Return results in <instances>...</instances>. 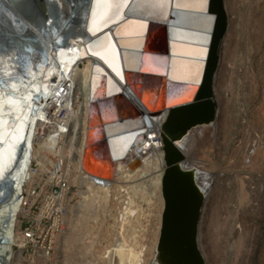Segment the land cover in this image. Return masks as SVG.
Here are the masks:
<instances>
[{
    "label": "bare ground",
    "instance_id": "6f19581e",
    "mask_svg": "<svg viewBox=\"0 0 264 264\" xmlns=\"http://www.w3.org/2000/svg\"><path fill=\"white\" fill-rule=\"evenodd\" d=\"M45 5L57 9L62 18L57 26L47 16L51 26L47 35L30 23L40 40L31 50L34 53L22 65L12 52L0 53V194L12 187L8 199L3 195L0 200V264H21L20 251L12 247L18 244L17 215L32 177L31 161L43 148L49 154L59 153L70 166L72 180L84 186L78 191L81 199L72 207L70 222L76 257L91 258L108 216L114 220L115 237L107 264H143L140 240L147 229L137 219L139 202L146 200L153 209L155 240L163 207L166 110L155 112L161 109L164 87L155 104L150 93L158 91L161 83L173 88L188 83V92L174 102L193 99L214 23L205 13L208 0H45ZM71 19L74 25L69 30L64 24ZM7 31L14 33L12 28ZM64 36L66 41L60 44ZM137 69L141 72L136 73ZM215 100L213 122L192 128L175 142L187 163L201 170L197 181L209 192L213 174L203 172L193 137L195 131L215 126L220 111ZM72 167L80 173L75 176ZM247 184L252 193L253 182L247 180ZM117 190L114 200L121 204L113 214L108 206ZM245 233L244 227L236 225L228 264H235V248ZM153 241L147 264H156L157 241Z\"/></svg>",
    "mask_w": 264,
    "mask_h": 264
},
{
    "label": "rangeland",
    "instance_id": "374dc122",
    "mask_svg": "<svg viewBox=\"0 0 264 264\" xmlns=\"http://www.w3.org/2000/svg\"><path fill=\"white\" fill-rule=\"evenodd\" d=\"M224 5L227 29L221 42L218 69L216 79H214L220 111L217 115L218 118L216 117L215 126L195 131L193 137L196 159L204 164V169L211 174L215 173L213 177L217 181L213 180L210 186V192L201 214L200 247L206 264H228L227 251L230 241L235 238L236 225L241 226L246 230V238H239L233 261L235 264H264V196L257 206H244L245 201H242L236 203L238 204L237 208L232 207L235 203L234 190L237 191L236 187L239 184L227 185L223 182L225 175L218 172L220 167L228 164L226 160H228L231 151L236 152L240 146L238 141L242 134L238 132L237 128V124L240 122L238 123L236 120V98L245 103L249 113V122L251 125L253 124V129L261 137L257 145L258 152L254 154L252 161L255 170L264 172V0H224ZM80 66L82 67L83 64ZM216 128L221 137L218 143L220 148L218 153L214 148ZM225 152L228 154H224ZM72 169L76 176L73 167ZM226 176L231 180L230 176ZM243 180L245 181L244 193H248L247 180L252 181V178L250 175L247 177L242 175V182ZM75 181L73 180L71 194L72 205L81 199L80 196L75 198L78 193L75 189ZM221 182H223L222 185H220ZM260 186L262 185L259 184ZM260 192H263L262 187ZM113 194L115 195H113L112 205L108 206L112 213L116 206L119 207L121 204L119 200H114L119 195L118 190ZM249 194L252 198L253 192ZM147 203L146 200L139 202L141 215L137 217L147 229L140 240L143 264H147L152 256L149 247H152V241L155 240L153 236L157 233L155 232L157 228L155 229L153 209ZM72 211L71 208L66 218L65 234L57 241L50 260H37L33 264H107L110 243L115 237L114 220L106 217L107 222H104L101 227V235L93 255L90 259L85 260L84 258L82 261L76 257L73 237H70ZM156 241L157 238L153 242ZM13 250L15 251V247ZM21 264L28 263L21 259Z\"/></svg>",
    "mask_w": 264,
    "mask_h": 264
},
{
    "label": "water",
    "instance_id": "95a60500",
    "mask_svg": "<svg viewBox=\"0 0 264 264\" xmlns=\"http://www.w3.org/2000/svg\"><path fill=\"white\" fill-rule=\"evenodd\" d=\"M73 5L75 7V3ZM205 13L214 18V23L209 32V37H211L208 42L209 55L205 62L201 83L194 93L193 99L174 102V100L184 97L188 92L190 86L188 83H177L174 88L168 82L167 86H162L161 83V85L158 84V91L152 90L154 93H150L153 95L155 104L158 93L164 87V99L159 104L161 109L154 112L158 114L166 110V119L162 126L164 173L161 181V195L163 207L155 246L154 263L156 264H206L200 247L199 228L209 188L204 183L197 181L201 170L193 164H185L184 157L175 144L192 128L210 125L215 116L217 103L213 90V79L219 62L221 42L227 29L224 0H208ZM47 16H50L51 22L57 26L62 18L57 9L46 7L45 0H0V53L12 52L14 60L22 65L34 53L31 51L33 46L40 41L33 32L30 23L35 24L39 33L47 35L50 33L51 27H48ZM73 16H75V9ZM175 24L176 27L181 26L188 29L186 25ZM73 25V19L64 24L69 30ZM11 28L13 34L7 31ZM12 37H14V41H10ZM65 41L66 36L63 37L60 44ZM38 53H42V51ZM137 70L136 73L141 72ZM160 76L163 79V75ZM145 77L148 78V75ZM148 90L151 91V89ZM125 99L128 102L132 101L129 97ZM9 171L10 169L6 173L8 174ZM7 174H4L1 180H4ZM11 188L9 185L5 193L0 194V200L4 196L8 199L12 193ZM168 215L171 218L170 221H166ZM168 222L172 231L171 235H174L172 237L164 235L163 229ZM181 231H185L186 235L180 238L177 234ZM2 241L5 242L6 239H2Z\"/></svg>",
    "mask_w": 264,
    "mask_h": 264
},
{
    "label": "built area",
    "instance_id": "2783aa9c",
    "mask_svg": "<svg viewBox=\"0 0 264 264\" xmlns=\"http://www.w3.org/2000/svg\"><path fill=\"white\" fill-rule=\"evenodd\" d=\"M214 95L217 96L215 88ZM225 95L227 96V92ZM236 99V120L238 123L240 122L237 124V128L238 132L242 134L238 141L240 146L236 152L231 151L228 160H226L228 164L220 167L218 172L225 175L223 182L227 185L239 184L236 187L237 191L234 190L235 203L232 207L237 208L238 204L236 203L242 201H245L244 206H257L264 196V172L254 169L252 159L254 154L258 152L257 145L261 137L253 129V124L251 125L249 122V113L245 103L240 102L238 98ZM61 116L62 112L59 117ZM220 138L216 128L214 134L216 153L220 151L218 146ZM46 151L47 149H41L31 161L30 171L32 177L21 196L20 209L17 215L18 244L15 243L12 246L15 247V251H20L21 259H24L28 264H33L37 260H50L57 241L65 234L66 218L73 207L71 194L74 184L70 166L66 164L59 153L53 155ZM225 151L228 152L227 149ZM226 152L224 154H228ZM186 159L184 157L183 161L188 164ZM40 161L42 164H40ZM80 171L81 174L85 175L83 170ZM75 172L80 173L76 169ZM203 172L207 173L209 171L204 169ZM226 175L230 176L232 181ZM242 175L246 177L250 175L252 178V198L249 192L244 193L245 181L242 182ZM214 179L216 178L213 177ZM259 184L262 185L263 194L260 192ZM232 188L234 189V187ZM75 189L78 192L80 189H84V186L75 181ZM77 197H79L78 193L75 195V198Z\"/></svg>",
    "mask_w": 264,
    "mask_h": 264
},
{
    "label": "flooded vegetation",
    "instance_id": "af4514ba",
    "mask_svg": "<svg viewBox=\"0 0 264 264\" xmlns=\"http://www.w3.org/2000/svg\"><path fill=\"white\" fill-rule=\"evenodd\" d=\"M168 218H166V221H170L171 220V218L169 217V215L167 216ZM164 235H166L167 237L168 236H174V235H171V233H172V231H171V229H170V227H169V222L168 223H166V225H165V227H164ZM186 235V233H185V231H181V232H179L178 234H177V236L178 237H182V236H185Z\"/></svg>",
    "mask_w": 264,
    "mask_h": 264
}]
</instances>
